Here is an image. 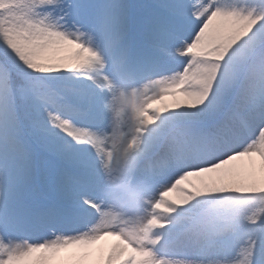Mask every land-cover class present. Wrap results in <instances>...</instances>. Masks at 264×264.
Returning <instances> with one entry per match:
<instances>
[{"label":"snow or ice","instance_id":"6c2138e0","mask_svg":"<svg viewBox=\"0 0 264 264\" xmlns=\"http://www.w3.org/2000/svg\"><path fill=\"white\" fill-rule=\"evenodd\" d=\"M0 264H264V0H0Z\"/></svg>","mask_w":264,"mask_h":264}]
</instances>
